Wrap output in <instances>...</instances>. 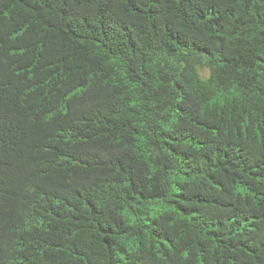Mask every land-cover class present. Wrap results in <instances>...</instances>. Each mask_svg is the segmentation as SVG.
Masks as SVG:
<instances>
[{
    "label": "trees",
    "instance_id": "16d2710c",
    "mask_svg": "<svg viewBox=\"0 0 264 264\" xmlns=\"http://www.w3.org/2000/svg\"><path fill=\"white\" fill-rule=\"evenodd\" d=\"M0 264H264V0H0Z\"/></svg>",
    "mask_w": 264,
    "mask_h": 264
}]
</instances>
